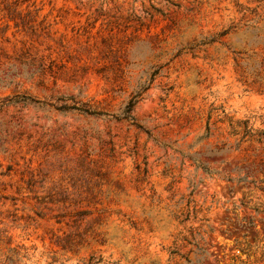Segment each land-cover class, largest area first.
Listing matches in <instances>:
<instances>
[{"label": "rangeland", "instance_id": "1", "mask_svg": "<svg viewBox=\"0 0 264 264\" xmlns=\"http://www.w3.org/2000/svg\"><path fill=\"white\" fill-rule=\"evenodd\" d=\"M10 249L264 264V0H0Z\"/></svg>", "mask_w": 264, "mask_h": 264}, {"label": "trees", "instance_id": "2", "mask_svg": "<svg viewBox=\"0 0 264 264\" xmlns=\"http://www.w3.org/2000/svg\"><path fill=\"white\" fill-rule=\"evenodd\" d=\"M133 105H134V103H132L131 105H129L127 107V109L124 112L125 117H123V118H126V116H129L128 114L131 113ZM82 112H84L85 114H88V115H99V113H96L95 111H91L89 109H84ZM22 257H25V255H23ZM18 260H19V255H17V252L15 250L10 249L4 255V260H3V262H0V264H16V261H18Z\"/></svg>", "mask_w": 264, "mask_h": 264}]
</instances>
